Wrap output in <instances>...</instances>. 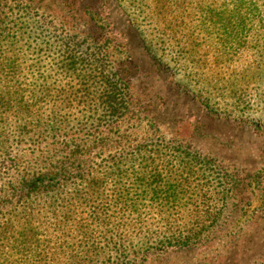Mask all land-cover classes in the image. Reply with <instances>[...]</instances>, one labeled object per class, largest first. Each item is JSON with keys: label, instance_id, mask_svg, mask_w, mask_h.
<instances>
[{"label": "rangeland", "instance_id": "obj_1", "mask_svg": "<svg viewBox=\"0 0 264 264\" xmlns=\"http://www.w3.org/2000/svg\"><path fill=\"white\" fill-rule=\"evenodd\" d=\"M77 12L81 20L74 34L75 42L81 44L79 51L94 67L102 65V74L125 95L124 106L137 109L136 120L130 124L141 131L156 126L163 139L187 142L196 151L177 145L174 150L132 153L136 156L124 163L121 179L114 169L100 175L107 191L147 160L159 164L162 178L173 186L180 178H197L186 198L180 196L169 204L147 195L138 205L139 212L126 219L135 223L126 236L136 245L137 239L146 241L159 231L163 221L180 226L183 221L212 220L213 225L201 235L210 241L207 247L195 252L147 253L138 261L264 264V0H82ZM45 34L48 42H55L50 39L53 36L67 40L54 30ZM164 85L173 88L176 100L170 106L172 113L161 120L156 112L163 110L162 102L149 107L144 99ZM85 104L78 101L74 109L63 113L80 120ZM90 107L101 109V104L96 100ZM164 125L174 129L163 131ZM5 142L0 139V165L3 154L9 152ZM221 142L232 147L225 148ZM185 151L196 155L194 161L185 157ZM12 174L0 170V176ZM85 193L86 187L69 186L61 195L53 193L31 202L45 248L25 256L14 254V260L3 256L4 240L14 232V207L9 209L10 226L3 210L0 264H121L123 259L131 260L138 245L137 249L134 245L106 247L98 224L84 215L88 210L82 200ZM61 198L69 202L62 209L68 219L53 212L64 205Z\"/></svg>", "mask_w": 264, "mask_h": 264}, {"label": "trees", "instance_id": "obj_2", "mask_svg": "<svg viewBox=\"0 0 264 264\" xmlns=\"http://www.w3.org/2000/svg\"><path fill=\"white\" fill-rule=\"evenodd\" d=\"M81 1L0 0V139H5L9 149L3 154L0 170L13 172L9 177L0 176V216L11 214L14 207V232H9L4 240L3 256L14 260V254L25 256L45 248L41 226L33 220L30 204L53 193L61 195L69 186L86 187L82 200L88 210L84 215L98 224L106 247L134 245L137 249L138 245L133 258L123 259L121 264H142L138 258L147 253L195 252L207 247L210 241L202 240L201 235L213 225L212 220L183 221L180 226L163 221L157 229L160 233L153 232L146 241L139 238L136 245L126 236L135 224L126 219L139 212L138 205L147 195L151 193L155 200L169 204L185 196L197 178H180L173 186L162 178L159 164L147 160L140 161L125 181L113 182L107 191L100 175L114 169L121 179L124 163L136 156L132 153L174 150L177 145L176 148L192 149L187 142L163 139L156 126L141 131L130 124L136 120L137 109L124 106L125 95L102 74V65L94 67L82 56L81 44L75 42ZM51 30L64 34L67 40L53 36L50 39L55 42H48L45 33ZM175 98L173 88L164 85L162 90L149 92L144 101L149 107L161 101L163 110L156 112L155 107L153 111L164 120L172 113L170 106H174ZM82 100L86 109L81 110L84 115L80 120L63 113ZM96 100L101 109L90 107ZM172 129L169 125L163 127V131ZM221 145L232 147L231 143ZM190 153L185 157L194 161L196 155ZM61 201L64 205L53 212L63 219L66 216L62 209L69 202L64 198ZM5 222L10 226L12 216H6Z\"/></svg>", "mask_w": 264, "mask_h": 264}]
</instances>
